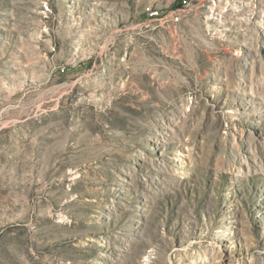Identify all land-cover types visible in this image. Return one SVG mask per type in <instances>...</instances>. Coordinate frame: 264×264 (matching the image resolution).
<instances>
[{"label":"rangeland","instance_id":"rangeland-1","mask_svg":"<svg viewBox=\"0 0 264 264\" xmlns=\"http://www.w3.org/2000/svg\"><path fill=\"white\" fill-rule=\"evenodd\" d=\"M0 264H264V0H0Z\"/></svg>","mask_w":264,"mask_h":264}]
</instances>
